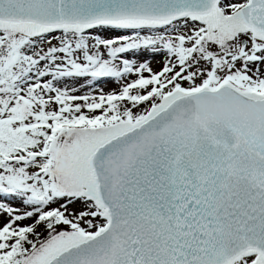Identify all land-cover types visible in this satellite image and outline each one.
<instances>
[{
    "label": "snow or ice",
    "instance_id": "snow-or-ice-1",
    "mask_svg": "<svg viewBox=\"0 0 264 264\" xmlns=\"http://www.w3.org/2000/svg\"><path fill=\"white\" fill-rule=\"evenodd\" d=\"M0 264H264V0H0Z\"/></svg>",
    "mask_w": 264,
    "mask_h": 264
}]
</instances>
